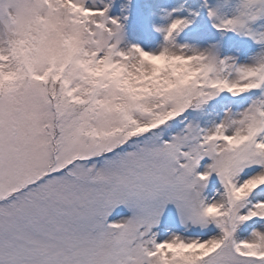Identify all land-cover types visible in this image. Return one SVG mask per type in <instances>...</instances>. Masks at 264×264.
<instances>
[{"label": "snow or ice", "instance_id": "1", "mask_svg": "<svg viewBox=\"0 0 264 264\" xmlns=\"http://www.w3.org/2000/svg\"><path fill=\"white\" fill-rule=\"evenodd\" d=\"M0 264H264V0H0Z\"/></svg>", "mask_w": 264, "mask_h": 264}]
</instances>
